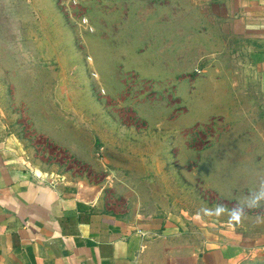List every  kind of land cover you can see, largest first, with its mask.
<instances>
[{"label": "rangeland", "instance_id": "374dc122", "mask_svg": "<svg viewBox=\"0 0 264 264\" xmlns=\"http://www.w3.org/2000/svg\"><path fill=\"white\" fill-rule=\"evenodd\" d=\"M211 10V0H0V120L22 164L141 226V264H264V209L230 222L238 203L208 187L225 107L238 120L241 99L255 98L224 78L240 49L216 47Z\"/></svg>", "mask_w": 264, "mask_h": 264}, {"label": "crops", "instance_id": "0c3cea01", "mask_svg": "<svg viewBox=\"0 0 264 264\" xmlns=\"http://www.w3.org/2000/svg\"><path fill=\"white\" fill-rule=\"evenodd\" d=\"M211 2L206 15L222 24L216 47L229 48L230 53L231 48L240 49L232 59L240 66L226 71L224 78L239 81L240 96L255 97L253 102L241 99L238 120L236 107H225L229 131L223 146L208 150L206 157L208 187L240 204L264 181V0ZM191 116L200 114L195 110ZM234 124L238 131H231ZM236 142L237 150L232 147ZM43 173L22 164L0 120V264L142 263L141 226L62 192L40 180L46 178Z\"/></svg>", "mask_w": 264, "mask_h": 264}, {"label": "clouds", "instance_id": "9594fccd", "mask_svg": "<svg viewBox=\"0 0 264 264\" xmlns=\"http://www.w3.org/2000/svg\"><path fill=\"white\" fill-rule=\"evenodd\" d=\"M264 205V181L261 182V186L253 193H250L243 203L237 204L230 210H228V216L230 222L240 223L243 219H247V210L258 209ZM219 208L225 206L217 205ZM264 219V217H257V220Z\"/></svg>", "mask_w": 264, "mask_h": 264}, {"label": "bare ground", "instance_id": "6f19581e", "mask_svg": "<svg viewBox=\"0 0 264 264\" xmlns=\"http://www.w3.org/2000/svg\"><path fill=\"white\" fill-rule=\"evenodd\" d=\"M42 177H49V176H47V174L43 173V174H42ZM51 180H52V179H51Z\"/></svg>", "mask_w": 264, "mask_h": 264}]
</instances>
